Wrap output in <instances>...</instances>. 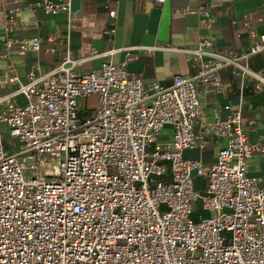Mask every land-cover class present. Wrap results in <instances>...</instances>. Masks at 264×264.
Masks as SVG:
<instances>
[{
	"label": "built area",
	"instance_id": "2783aa9c",
	"mask_svg": "<svg viewBox=\"0 0 264 264\" xmlns=\"http://www.w3.org/2000/svg\"><path fill=\"white\" fill-rule=\"evenodd\" d=\"M71 1L33 0L47 16L66 15L64 32L47 38L66 48L50 69L32 64L27 83L0 96V264H264V188L247 174L248 160L264 155V139L249 142L240 109L200 122L199 102L200 89L221 92L225 68L263 91L264 74L249 60L264 51V34L243 17L251 44L242 53L200 38L190 50L139 45L74 59ZM111 1L102 2L108 37ZM195 12L210 28L208 11ZM16 26L12 12L4 15L0 58L40 51L43 39L14 38ZM133 51L182 54L196 72L166 88L146 83L126 71ZM119 53L125 60L112 62ZM92 60H101L98 70L77 72ZM3 76L18 81L12 64ZM20 96L24 105L15 102ZM92 96L98 107L88 116L81 103ZM3 129L12 151L2 144ZM220 140L207 169L183 156ZM197 178L205 179L203 191Z\"/></svg>",
	"mask_w": 264,
	"mask_h": 264
},
{
	"label": "crops",
	"instance_id": "0c3cea01",
	"mask_svg": "<svg viewBox=\"0 0 264 264\" xmlns=\"http://www.w3.org/2000/svg\"><path fill=\"white\" fill-rule=\"evenodd\" d=\"M104 0H72V11L77 14L70 33L68 49L74 59L88 58L93 52H106L111 49L134 46L161 45L180 49H195L200 38H208L214 47L233 52H246L251 38L242 26V18L248 17L257 33L264 34V0H166L158 4L154 0H112L111 6L116 9L115 32L112 37L104 34L110 26L107 11L102 7ZM33 0H0V53L4 52L5 35L2 30L4 15L13 13L17 26L12 30L14 38L38 36L43 39L39 52H28L25 55H10L0 58V96L15 91L19 85L27 83L26 75L32 64L38 63L46 71L62 55L66 47L59 42L49 43L47 38L63 33L67 22L65 14L47 16L41 10L31 6ZM205 9L209 13L211 27L201 25L200 17L195 12ZM186 13H175L184 11ZM112 27V25H111ZM134 59L126 65V71L140 77L146 83L157 82L161 87H169L175 76H192L193 68L182 54L156 52L143 55L133 51ZM124 53L111 58L114 63L125 60ZM12 64L18 76L17 82L4 79L6 66ZM101 60L85 62L77 72L89 73L98 70ZM249 67L264 74V51L249 60ZM222 89L219 93L205 92L200 89L199 102L202 107L200 122H211L215 115L225 119L231 111L240 109L242 125L247 131L248 140L256 143L264 139V89L255 93L249 81L242 82L233 74V69L220 71ZM15 102L24 105V97ZM98 107V98L89 97L81 103V110L91 116ZM171 130L161 133L162 139H169ZM9 137L2 130V144L8 150ZM224 145L220 140L203 151L188 150L184 158L201 159L205 169L215 162L218 150ZM249 177L259 179V186L264 188V155H255L247 162ZM198 190L205 189V179H195Z\"/></svg>",
	"mask_w": 264,
	"mask_h": 264
},
{
	"label": "trees",
	"instance_id": "16d2710c",
	"mask_svg": "<svg viewBox=\"0 0 264 264\" xmlns=\"http://www.w3.org/2000/svg\"><path fill=\"white\" fill-rule=\"evenodd\" d=\"M197 185H198V184L196 183V184H195V188H196V190H198V189H197V188H198V186H197ZM198 191H200V190H198Z\"/></svg>",
	"mask_w": 264,
	"mask_h": 264
}]
</instances>
